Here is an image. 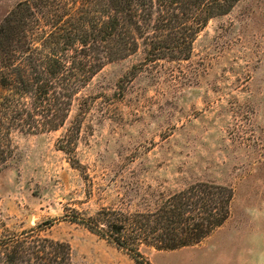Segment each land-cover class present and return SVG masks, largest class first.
Returning <instances> with one entry per match:
<instances>
[{
  "label": "rangeland",
  "instance_id": "374dc122",
  "mask_svg": "<svg viewBox=\"0 0 264 264\" xmlns=\"http://www.w3.org/2000/svg\"><path fill=\"white\" fill-rule=\"evenodd\" d=\"M26 1L0 0V27ZM144 57L140 48L106 64L80 91L68 118L86 99L74 145L80 167L59 147L67 125L11 134L13 154L0 170L5 228L20 234L53 221L41 234L68 243L74 264H136L64 216L153 211L208 182L233 190L229 219L195 246L142 247V256L150 264H264V0H241L210 20L188 60L140 65Z\"/></svg>",
  "mask_w": 264,
  "mask_h": 264
},
{
  "label": "trees",
  "instance_id": "16d2710c",
  "mask_svg": "<svg viewBox=\"0 0 264 264\" xmlns=\"http://www.w3.org/2000/svg\"><path fill=\"white\" fill-rule=\"evenodd\" d=\"M241 0H29L0 27V170L12 157L11 134H43L67 125L58 140L71 166L80 167L74 145L87 111L80 91L103 67L140 48L144 61H185L198 34ZM80 101V100H79ZM233 190L199 182L178 191L153 211L101 208L87 218L75 210L64 220L150 264L142 247L175 251L201 243L230 217ZM53 221L20 234L0 218V264H74L68 243L41 233Z\"/></svg>",
  "mask_w": 264,
  "mask_h": 264
}]
</instances>
